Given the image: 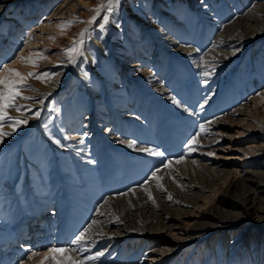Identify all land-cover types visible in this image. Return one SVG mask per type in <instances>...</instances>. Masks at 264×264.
<instances>
[{
	"label": "rangeland",
	"instance_id": "1",
	"mask_svg": "<svg viewBox=\"0 0 264 264\" xmlns=\"http://www.w3.org/2000/svg\"><path fill=\"white\" fill-rule=\"evenodd\" d=\"M58 1L55 0L56 4ZM181 2L183 3L181 7L190 12L192 20L186 18L185 15L183 19V22L189 25V29L186 31L177 26L179 31L170 34L178 36L180 33L182 35V39L191 48L190 52L193 51L191 63L183 57L171 55L158 41L156 32L147 27L142 26L144 29H141V34L143 33L149 38L154 45L151 52L149 51L147 54L140 52L134 38L129 36L128 30L126 35L127 38L130 37L129 42L132 45L130 52L139 54L143 61L147 60L145 64L153 63L155 65L153 84L157 92H164L163 97L153 95L149 87L144 84L143 79L130 73L133 71L131 63L118 54L122 44L118 46L110 41V45H113V61L109 60L108 63L102 51L93 48L89 52L91 54L90 61L84 67L86 54L80 47L79 52L75 55V62L69 61L64 49L73 46L75 34L83 33L85 42L90 25H76L74 20L69 19L71 16L67 9L63 10V14L60 13L52 17L51 26L44 28L43 25L53 14L52 7L47 8L50 0H37V3L25 0L26 8L24 9H32L31 15L27 18L21 17L19 23L13 22L10 15L12 10L6 8L1 19L3 24H0V29L7 28L8 35L5 34L7 35L5 37L2 36L4 32L0 33V63L16 66L17 57L23 51L29 53L31 49L38 52L46 50L48 55H39L35 64L28 67V73H49L51 75L44 79L28 77L24 81L21 97L27 96L31 99L25 100L18 97L16 103L23 107L19 111L11 107L7 109L9 116L26 120L27 123L17 127V129L25 127L21 134H19V130H15L13 135L5 137L3 143H0V264H16L18 260L17 255L13 256L16 251L11 254L12 258L5 256L6 251H2L3 247H10L6 242L8 243L11 237L16 239L14 245L18 247V243L22 241L19 236L28 234L32 228H35L33 224L41 220L45 223V230H41V233L40 230H36L37 243L29 242L30 244H27L29 246L34 244L36 247L44 242L45 249L43 251H46L47 248L55 244L56 230L62 219L64 222V218L67 219L68 215L77 211L83 212V208L89 210L88 206L91 211L96 213L91 212L92 216L85 223V227L93 220H96L97 223L86 234L89 237L85 245L88 251L73 252V258L83 260L89 255H95L96 252L102 251L104 252L102 257L92 261L85 260L84 264H124L127 263L126 259H129L127 264L134 262L135 264H148L152 258L151 254H160L161 251H158V248H164L165 245H170L167 244L170 242L175 248L180 242V239L176 237L170 240L168 231L161 229V218L166 220L167 217H175L174 213L177 210H191L192 200L198 198L202 193H210L208 185L213 181L215 170L222 168V164H227L228 168L235 166L246 168L253 164V158L249 156L241 161L230 158L238 153L235 148L242 142L238 133L240 128L232 126L230 117L224 116L225 113H218V110L226 106L228 108L226 113H230L232 109L243 106L242 94L248 91L246 74L250 75L249 82L256 83L259 80L258 82H262L264 89V79L261 78L255 52L257 47L264 48V42L255 41V44L252 43L244 49L240 59H236L235 62L227 61L223 65H219V68L210 70L212 67L210 51L220 45L223 47L224 44L219 42L221 39H218L217 31L212 30L206 17L198 12L199 0H182ZM84 5L87 10L95 13L94 5H89L88 2ZM45 8L46 11H40ZM77 8L81 9V7ZM247 8V4L243 6V12ZM142 10L143 8L140 11ZM92 15L95 16V14ZM87 18L89 19V16ZM103 18L104 14H100L99 18L97 16L94 22L95 26L106 27L107 22H102ZM167 18L168 16L164 13L160 15V20ZM26 20L31 22L26 24L34 23L40 28L36 30L39 36L34 39L33 45L35 46H28L25 41L29 40L25 36H18L25 32L26 27L30 26L23 24ZM228 21L225 18L221 22L227 23ZM55 25H58L59 28H56ZM69 30H71L72 38L63 34ZM192 30L194 34H192ZM133 31L137 30L133 29ZM50 37H54V39H50ZM18 38L19 41L15 42ZM45 41H48V44ZM59 41H62L63 45ZM155 51H158L156 59L151 61ZM92 54L96 62L94 67ZM60 58L63 62H58ZM136 59L138 60V57L132 56L130 61L135 62ZM68 63L69 65H67ZM66 66H69L66 77L67 82L71 84L70 87L62 89V84L45 97L33 94L32 91L40 88L43 82H49L59 70H62L64 76ZM107 66L113 68L112 71L115 72V75L119 74L115 83L111 84L103 78L105 75L110 77ZM168 66L170 67L168 74L172 73L170 76H164ZM61 67L62 69L57 70ZM84 68L90 72L92 84L95 87H101V93L93 94L89 86L88 89L78 87L74 91L73 85L76 82L84 86L91 83V81L88 82L89 77L80 73ZM205 71H210L212 74L210 76L202 75ZM183 74L186 77L182 76ZM119 85L126 90L124 95L128 98L127 100L115 98L112 94ZM173 98L179 101V104H174ZM139 100L143 101L141 102L143 107L138 106ZM174 105L178 107H174ZM138 108H140L139 115L136 114ZM164 108L168 110V113L163 112ZM37 111H41L39 117L34 115ZM181 112L187 114L186 119L178 118ZM134 115H137L139 119L131 120L135 125L132 138L126 123ZM89 117L90 119H87ZM142 117L146 118L147 123L139 122ZM218 118L226 128L232 126L224 137L215 134L212 128L215 119ZM190 121L193 123L191 126ZM155 122L160 125L158 131L154 132L153 126L151 129H147L146 124L153 125ZM85 124H87V128ZM111 124L114 127L113 132L120 133L119 135L125 140L133 139L132 141H135L137 147L156 148L164 152V161L160 159L159 162L157 156L155 158L154 155L141 151H138L141 154L138 152V155L136 154L137 162L132 160L133 154L128 150L115 147L105 140L103 133ZM201 124L205 125L207 132H201L197 138L199 145L196 146L195 151H189L186 147L188 139L182 144L183 151L181 155L179 154L180 156L167 154L171 153L169 149H172V142L179 141V135L184 131V126L196 128ZM4 130L12 131V128L6 125ZM206 138H209L208 141H205ZM55 140H60L64 147L56 144ZM81 141L86 144V150L89 149L88 153L92 154L97 167L95 173H91V170L78 160L80 153L78 143ZM247 141L249 140L245 142ZM208 153H213V155H208ZM169 160L171 164L165 167ZM259 161L264 163L263 158ZM135 163L138 165V171H144L139 180L140 183L138 182L136 186L128 189L118 190L121 185L118 178L119 173L124 170L126 180L129 175L135 176L137 172L132 169ZM146 169L149 172L145 171ZM157 169H159L156 173L157 176L162 177L160 180L151 178V173ZM218 187L217 192L212 194L213 201L211 200L209 204L197 209L191 218L198 216L199 213L211 216L214 214V206L226 201L235 202V186L224 185L220 181ZM132 188L139 191L134 197L120 195V193L128 194ZM113 189L116 191L114 192ZM145 189L148 191L146 192ZM148 192L151 193L152 199L149 198ZM169 194L172 196L171 200L168 198ZM153 199L155 203H153ZM106 200L107 203H105ZM50 210L56 213L48 215L47 212ZM150 211L151 214H149ZM148 216L151 222L147 224ZM150 227H153L152 231L148 230ZM45 234H47V239L44 237ZM44 239L47 241H43ZM196 244L191 241L181 248H173L171 252L161 253L158 255L157 262L152 260V264H204L207 263L206 259L208 263L217 262L212 253L206 255V242ZM221 244L225 248V242ZM203 248L204 250H202ZM141 253H145V256L137 261L136 256H140ZM9 258L10 260H7ZM227 258V255L224 254L221 261L227 262ZM33 264H41V262L36 261ZM46 264H52V262L47 261Z\"/></svg>",
	"mask_w": 264,
	"mask_h": 264
},
{
	"label": "bare ground",
	"instance_id": "2",
	"mask_svg": "<svg viewBox=\"0 0 264 264\" xmlns=\"http://www.w3.org/2000/svg\"><path fill=\"white\" fill-rule=\"evenodd\" d=\"M31 1L37 3V0H31ZM103 1L105 4H107V0H102V2ZM181 1L182 0H122V1L119 0V4H118L119 6L115 4L111 6L113 9L112 11H108L107 8H105L101 10L99 14H97L96 11L94 13L93 11L90 12L89 10H87L84 4L88 2L89 5H94L96 8L98 6V3L101 2V0H59L57 4L55 0H50V3L47 4V8L51 6L52 7L51 11L53 12V14L50 16L48 22L43 25V27L44 28L50 27L51 18L57 14L60 13L63 14L64 13L63 10L67 9L71 16V18L69 19L74 20V22H76V25H80V24H82L83 26L90 25L89 26L90 30L87 32V37L85 39V42L83 41V36L80 35L81 33L75 34L76 36L74 38L75 42L78 44V47L84 50V53L86 54L83 64L84 67L87 66L88 65L87 62L90 61L89 56H91V54H89V52L93 48L95 50L102 51V53L104 54V58L108 63L109 60L113 61V50H112L113 45L112 46L110 45V41L114 42V44L118 46H121L122 44V47L120 48L121 49L120 53L118 54H121L120 56L124 60L127 59V62L131 63L132 65L131 69H133V71H130V73H132L134 76L138 78L143 79L144 84L147 87H149L150 92H152L153 95H159L160 97H163L165 95L164 92H157L156 88H154L155 85L153 84V81L155 80H153V73L156 72L154 68L155 65L153 63L145 64L147 60L143 61V59L140 58L139 54L130 52L132 50V45L129 42L130 37L127 38L128 36L126 35L128 30V33L130 34L128 35L134 38V41L138 45L140 52H142L143 54L144 53L147 54L149 53V51L151 52V49H153L154 46L149 38L144 36L143 33L141 34L142 32L141 29H144L142 28V26L147 27L150 30L156 32V37L158 41L161 43L163 47H165L167 51L171 53V55L174 54L183 57L186 59L187 62L191 63V60L193 59V51L190 52L191 48H189L187 46V43L182 39L183 38L182 35H180V33H178L179 34L178 36H174L170 34L171 32L177 33V30L179 28L184 29L186 31L189 29V25L183 22L184 15L186 16V18L190 20L192 19L190 16V12H187V10H184L181 7L183 5ZM199 1L200 4L198 2V6H197V8L199 7L198 12L206 17V19L210 22L209 26L212 27V30L217 31L215 32L218 33V39H221L219 40V42L224 44L223 47H221L220 45L217 46L216 48H213L212 51H210V55L212 56V65H211L212 67L210 70H213L217 67L219 68V65H223L227 61L235 62L236 59H240L243 56L244 49L249 47L255 41L259 40L262 43L264 42V0H199ZM246 4L248 5V8L246 9L245 12H243L242 7L245 6ZM77 7H81V9ZM6 8H11L12 13L10 15L11 18H13L12 19L13 22L15 23H19L21 17L27 18L29 15H31L30 12L32 11V9H24L26 8L25 0H0L1 25L3 24V22H1L2 21L1 19L2 16L4 15ZM141 8H143L142 11H140ZM46 10H47L46 8L43 10L40 9V11H46ZM162 13L166 14L168 18L164 20H160V15ZM92 14H95V16L96 17L98 16V18L100 17V14H104V17L107 16L108 18L107 26L106 27H101V25L95 26L94 24L95 21L90 23L89 21H91L92 17L94 16ZM88 16L89 19L87 18ZM77 18L79 19L77 20ZM225 18L229 21L227 23L224 22L222 23L221 21L224 20ZM27 22H29V20H26L25 23L23 22V24H26ZM102 22L105 23V20L103 19ZM26 25L27 26L30 25V26L26 27L25 32H23V34H19L18 36L20 37L25 36L26 39L29 40L27 42V45L35 46L33 45L35 43L34 39L35 37L39 36L36 30H39L40 28L34 23L26 24ZM177 26L179 28H177ZM55 27L59 28L58 25H55ZM133 29L137 31L134 32ZM3 32L4 35L2 36L6 37L8 35L7 28L2 27V29H0V33L3 34ZM70 32L71 30L67 32L65 31V33L63 34L64 36L72 38L73 36H71ZM192 34H194L193 30H192ZM81 40L83 41V43L79 44V41ZM17 41H19V38L15 40V42ZM48 41L45 42L48 44ZM59 42L61 45H63L62 41ZM260 50L264 51V48L259 49L257 47L255 52L258 63V69L261 74V78L264 79V55H263L264 52ZM157 53L158 51L154 52L153 59H151V61L156 59ZM41 54L43 56L48 55L46 53V50H43V52H38L31 49L29 53L23 51L19 57H23L24 59H18L16 61L17 63L16 66L14 65H9V66L11 68L18 69L21 73L26 75L29 71L28 67L33 66V63L28 62V59L31 58L34 61L38 60V57ZM132 56L134 58L138 57V60L136 59L135 62L132 60L130 61ZM92 58H93L92 65L94 67L96 66V62L93 54H92ZM58 62H63V60L60 58L58 59ZM67 65H69V63ZM67 67L69 66L65 67L64 76L62 74V70H59L62 69V67L58 68L57 70H59V72L57 73H59V75L53 76V78L50 79L49 82H43L40 88L32 91L33 94L45 97L46 95L54 91L55 88H58V86L62 84H63L62 89L67 88V86L70 87L71 84H69L70 82H67V77H66L68 75L67 73L69 69ZM107 68L110 77H107V75H105L106 77L103 76V78H105L111 84L115 83V81L118 79L119 74L115 75L114 74L115 72L112 71L113 68H110L109 66H107ZM169 70L170 67L168 66L166 71L164 72V76L165 75L170 76L172 72L168 74ZM80 73L82 75H85L86 73L87 74L86 76L90 78V72H88L87 69L84 68L83 72ZM98 73L102 76L100 71H98ZM182 76L186 77L185 74H183ZM245 76L248 81V91L242 94V97L244 99L243 101L244 103L242 104L243 106L232 109L230 113H226L228 112V108L224 106L222 109L218 110V113H222V114L225 113L224 116H229L230 119L232 120L231 123L232 126L235 125L240 128L238 133L240 135V139L242 140V142L239 143L238 146H236L237 148H235V151H237L238 153H235L234 155H232L233 157L230 158H232V160L235 161L237 160L241 161L246 156H249L253 158L252 161L253 164L250 165V167L247 166L246 168L244 167L242 168L239 166L237 167L235 166L234 168L233 167L228 168L227 164H222V168L220 167L215 170L216 172L215 175H213V181L210 182V184L208 185V188H210V193L207 194L202 193L198 198L192 200L190 204L191 210H177L174 213L175 217H167L166 220L161 218V223H162L161 229L162 230L166 229L168 231L170 240L171 238L176 237L180 239V242H178L175 248L172 247L173 245H171V242L167 243L170 245H165L164 248H158V251H161L160 254L168 253L169 251H167V249L181 248L191 241H194L197 244L200 242H206L207 243L206 245L207 247L205 248V250H207L206 255L212 253L214 256V260H216L217 262L208 263L206 259L207 263L204 264H264V163L259 161L262 158L264 159V89L262 86V82H258L259 81L258 80L256 83H251L249 82L250 75L246 74ZM90 81L91 83H88L86 86L76 82L73 85L74 91H76L78 87L79 88L84 87L85 89H88L89 86L91 87V91L93 94H97L99 92L101 93V87L100 88L95 87L92 84L91 78L88 82ZM115 89L116 90L112 92L115 98L118 99L121 98L123 100L128 99L124 95L125 94L124 91L126 90H124L123 86L119 85ZM132 98L134 99V97ZM139 102L140 104H138V106L143 107L141 103L143 101L139 100ZM174 107H178V106L174 105ZM139 110L140 108L136 110L137 115H139L140 113ZM163 112L168 113V110L164 108ZM137 115L131 116L130 120H128L126 123L128 129L131 131L130 137L132 136V138L134 137L133 132L135 131V125L132 123L131 120L134 119L138 120L139 117ZM185 116H187V114L181 112L178 118L186 119ZM87 119H90V117ZM219 119L220 118L215 119L212 128L215 134H220V136L224 137L226 133L229 132L232 126L226 128L223 122L220 121ZM139 122L147 123L146 118L144 117H142ZM192 124H193L192 121H190V126ZM86 125L87 124H85V127ZM146 125H147V129H151L153 126L152 129L154 132L158 131V129L160 128L158 122H155L153 125L151 124L149 125L146 124ZM190 126L183 127L184 131L181 134L179 133L180 138L177 143L172 142L173 145L171 146L172 149L171 148L169 149L171 150L170 151L171 153L169 152L167 153L169 156L170 155L178 156L179 154L181 155L183 151L182 144L186 140L190 139V137L196 131H199V127L192 128ZM24 128L25 127H22L21 129H16V130H19L20 131L19 134H21V131H23ZM113 130H114L113 124L109 125L106 128V130L103 133L105 140L107 142H110V144L114 145L115 147H120L128 150L131 154H133V157H131L132 160L134 159L136 161L137 160L136 156L138 155L137 149H139L140 147H137L136 144L135 147H129L128 144L132 142L133 139H130L131 141L127 139L125 140L122 138L121 135H119L120 133L113 132ZM208 139L209 138H206L205 141H208ZM246 140H249L247 141L248 144L247 142H245ZM230 143L232 142L230 141ZM78 145L80 152L78 155V160L82 161V163L87 168H89V170H91L90 171L91 173H95L97 171V167L95 166L94 163L91 162L94 161V159L91 156L92 154L88 153L89 149L86 150L87 149L86 144L79 142ZM168 145L169 143L167 144V146ZM154 157L156 158V156ZM162 158L163 157L157 156L159 162L160 159L164 161V158L163 159ZM132 169L134 171L136 170L135 172L137 173H135V176L133 174L129 175L127 180L125 178V171L121 170V172L118 175L119 182H121V185L119 183L120 187H118V190L128 189L130 187L136 186L138 182L140 183L139 180L142 174L144 173V171L143 170L138 171V165L136 163L133 164ZM148 169H146L145 171L149 172ZM220 181H222L224 185L232 184V186H235L234 187L235 202L226 201L223 204L214 206L213 209L214 214H211V216L204 214L202 215L198 212L199 213L198 216L196 217L194 216V218H191L192 214H194L197 211V209H200L201 207L209 204L211 200L213 201L212 194H215L219 189L218 186L220 184ZM131 182L132 184H130ZM113 190L114 192L116 191V189ZM137 192L139 191L136 189H135V193L129 191L126 197H134L137 194ZM87 208H89V210L88 209L84 210L85 208H83L84 213L83 212L79 213V211H77L68 215L67 219L64 218V222L62 219V222L58 224V228L56 230L55 244H53L54 246L65 247V248L74 247L69 244V241H71L74 238V236L77 235L81 231V229L85 227V223L88 221V219H90V216H92L91 212L96 213L91 211V208L89 206ZM55 213L56 212L53 210L47 212L48 215H53ZM149 214H151V211ZM36 222L37 223L33 224L34 225L33 227L35 228H32L28 234L26 235L22 234L21 236H19V238L22 239V241L18 243V247L14 245L16 240L14 237L13 238L11 237L8 243L6 242V244H9L8 246L10 247L8 248L3 247L2 251H6V254H4L5 256L11 257V254H13V252L16 251V253L13 254V256L17 255L18 260L17 262L15 261L16 264H33L36 261L41 262L44 260V256H43V253L45 252L43 251V249H45L43 245L44 242L43 244H39L38 246H36L38 248L34 247V244L37 243L36 239L38 237L37 233L35 234V231L40 230V233L41 230L44 231L45 223H43L41 220ZM150 222L151 219L148 216L146 223L148 224ZM93 226L94 224L92 225V227ZM148 230L152 231L153 227H150ZM144 231L146 230L144 229ZM46 235L47 234H45L44 236L45 239H47ZM45 239L43 241H47ZM29 242H34V244L33 245L31 244V246H29L30 244ZM222 242H225L226 244L225 248L222 246L221 244ZM202 250H204V248ZM34 252L40 253V255L32 256ZM224 254H226L228 257L227 262L221 261V258L224 256ZM69 255L73 256L74 253L70 252ZM151 255L152 258L150 259V262L148 264H152V260L156 261L159 259L158 255H156L155 253ZM30 256H32V259H29ZM144 256L145 253H141L140 256L139 255L136 256V260L137 261L141 260L144 258ZM1 258L3 260V257ZM37 258L38 260H35ZM7 260H10V258ZM126 261L127 263H129V259H126ZM133 264H135V262Z\"/></svg>",
	"mask_w": 264,
	"mask_h": 264
},
{
	"label": "snow or ice",
	"instance_id": "3",
	"mask_svg": "<svg viewBox=\"0 0 264 264\" xmlns=\"http://www.w3.org/2000/svg\"><path fill=\"white\" fill-rule=\"evenodd\" d=\"M118 5L119 0H107V4L103 2H99L98 6L94 9V11L99 14V12L105 8H107L108 11H112V5ZM79 18H77L78 20ZM96 17H92V20L89 21L94 22ZM105 22H107V16L103 18ZM71 23V22H69ZM63 27V26H62ZM103 27V25H101ZM30 35V34H29ZM83 36V33L80 34ZM50 39H54V37H50ZM27 43V41H25ZM83 41H79V44H82ZM64 52L67 54L69 61L75 62V55L79 52V47L77 43L74 41L73 46L64 49ZM18 59H24L23 57H17ZM28 62H31L35 64V61L32 60L31 58L28 59ZM6 73V74H5ZM212 73L210 71H205L202 73L204 76H210ZM51 74L49 73H32L29 72L27 76H25L23 73H21L18 69L11 68L9 66V63H0V143H3L4 138L13 135L17 127L21 124L27 123L26 120H20L18 118L12 117L8 115L7 109L9 107L14 108L16 111H19L22 105H19L16 103L17 98H22V99H31V97H21V90L24 86V81L28 77H32L35 79H44L45 77H49ZM56 75H59L57 73ZM85 75H87L85 73ZM207 83V81H205ZM173 103L179 104V101L175 100L173 98ZM203 107V105H201ZM36 117L40 116V112L37 111L34 113ZM11 127L12 131H5L4 128L5 126ZM199 131H196L190 139L186 143V147L188 148L189 151H195L196 146L199 145L198 137L200 136L201 132H207V129L205 125L201 124L198 126ZM55 143L58 144L60 147H64L63 144H61L60 140H55ZM83 143V141H81ZM129 147H135V141H132L128 144ZM138 151L141 152H146L150 155L154 156H159L163 157L165 155L164 152L159 151L158 149H153V148H139L137 149ZM208 155H213V153H208ZM183 159V157H181ZM92 163H95V161H91ZM169 164H171V161L169 160L167 164H165V167H167ZM157 171L159 169L153 171L151 173V178L160 180L162 177L157 176ZM147 182V181H146ZM159 187H163L162 185H158ZM166 191V189H164ZM133 193H135V189H130ZM147 192L148 190L145 189ZM120 195L126 196L127 193H120ZM149 198L152 199L151 193L148 192ZM170 200L172 199L171 194H169L168 197ZM107 203V200L105 201ZM131 204V201H129ZM153 203H155L153 199ZM117 219H119L117 217ZM97 221L93 220L90 224L87 225V227L83 228L77 235L74 236V238L69 241V244L74 246V247H57V246H52L47 248V250L43 253L44 260L41 261V264H46L47 261H51L52 264H84L85 260L92 261L96 260L99 257H102L104 255V252L98 251L95 253V255H89L85 257L83 260H77L73 258L71 255H69L70 252H86L88 251V248L85 246L87 244V241L89 237L86 235L90 229L92 228L93 224H96ZM167 251L171 252L173 249H167ZM40 255V253H33L32 256ZM32 256L29 257V259H32Z\"/></svg>",
	"mask_w": 264,
	"mask_h": 264
}]
</instances>
